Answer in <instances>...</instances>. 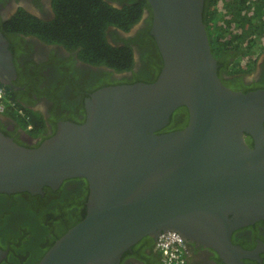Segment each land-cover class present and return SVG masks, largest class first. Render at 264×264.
I'll list each match as a JSON object with an SVG mask.
<instances>
[{
  "label": "water",
  "instance_id": "1",
  "mask_svg": "<svg viewBox=\"0 0 264 264\" xmlns=\"http://www.w3.org/2000/svg\"><path fill=\"white\" fill-rule=\"evenodd\" d=\"M147 1L162 59L153 81L94 91L83 121H58L34 147L0 131V194L43 195L70 178L86 184L85 216L37 264H122L132 245L164 231L237 263L227 252L237 251L232 232L264 219V90L242 93L222 83L205 0ZM15 76L0 29V83ZM180 107L186 123L164 131ZM6 255L0 248V262Z\"/></svg>",
  "mask_w": 264,
  "mask_h": 264
},
{
  "label": "flooded vegetation",
  "instance_id": "2",
  "mask_svg": "<svg viewBox=\"0 0 264 264\" xmlns=\"http://www.w3.org/2000/svg\"><path fill=\"white\" fill-rule=\"evenodd\" d=\"M106 1L115 6L119 4V0ZM19 9L45 21L53 17L51 0H0V23L13 17ZM151 24L152 12L146 7L139 21L128 31L107 27L105 38L108 43L127 44L132 51V65L125 71L85 62L77 51L66 50L35 35L6 36L16 76L11 84L0 83L3 105L0 131L19 144L34 147L55 132L58 121H83L84 101L94 91L105 86L154 80L161 69L162 59L158 48L154 51L150 45ZM258 56L249 72H237L233 71L234 68H245L244 61L239 62L235 55L229 58L224 55L217 67L222 83L242 93L264 90V50ZM11 98L15 102H11ZM17 102L43 119L45 127L40 135L33 137L22 127L21 116L24 115L22 110H18ZM185 118L187 121V110L173 112L164 131L182 128ZM245 141L249 146L253 145L249 136H245ZM81 183L85 185L81 178H70L57 189L62 186L64 190H76ZM85 197L87 200V194ZM8 203V200L0 201V207ZM11 211L8 223L13 229L20 215L15 209ZM9 214L6 211V216ZM155 242L152 236L141 238L122 255V264H161ZM230 242L237 251L228 250L227 256L229 259L237 256L239 260L237 263L230 260L229 264H264V219L235 229ZM185 245L186 264H227L212 248L190 241H185ZM244 251H249L252 258L241 257Z\"/></svg>",
  "mask_w": 264,
  "mask_h": 264
},
{
  "label": "trees",
  "instance_id": "3",
  "mask_svg": "<svg viewBox=\"0 0 264 264\" xmlns=\"http://www.w3.org/2000/svg\"><path fill=\"white\" fill-rule=\"evenodd\" d=\"M51 7L50 20L19 9L0 23V29L5 36L35 35L77 51L80 59L91 64H104L117 71L130 69V47L108 43L105 31L113 26L128 31L139 21L144 8L151 10L147 0H119L116 6L106 0H51ZM203 21L217 64L224 55H235L239 62L244 61L245 68L238 66L233 71L249 72L264 50V0H205ZM150 45L155 51L152 35ZM16 105L24 112L22 127L33 137L40 135L45 127L43 119L20 103ZM43 191V195L0 194V201L9 202L0 207V248L7 251L0 264H37L51 244L85 216L86 184L81 183L76 190H64L61 186L57 190L45 187ZM13 209L20 219L12 229L8 220ZM6 211L10 212L8 216Z\"/></svg>",
  "mask_w": 264,
  "mask_h": 264
},
{
  "label": "built area",
  "instance_id": "4",
  "mask_svg": "<svg viewBox=\"0 0 264 264\" xmlns=\"http://www.w3.org/2000/svg\"><path fill=\"white\" fill-rule=\"evenodd\" d=\"M1 97L2 88L0 87V111L3 108ZM27 127L30 128V125ZM155 249L160 254L161 264H186V245L177 232L164 231L160 233L155 242Z\"/></svg>",
  "mask_w": 264,
  "mask_h": 264
},
{
  "label": "clouds",
  "instance_id": "5",
  "mask_svg": "<svg viewBox=\"0 0 264 264\" xmlns=\"http://www.w3.org/2000/svg\"><path fill=\"white\" fill-rule=\"evenodd\" d=\"M261 42H264V38L263 39H261ZM185 242V241H184ZM160 263H161V261H160Z\"/></svg>",
  "mask_w": 264,
  "mask_h": 264
}]
</instances>
